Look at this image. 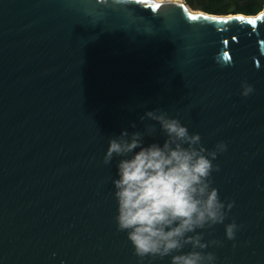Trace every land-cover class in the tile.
<instances>
[{
	"label": "water",
	"instance_id": "water-1",
	"mask_svg": "<svg viewBox=\"0 0 264 264\" xmlns=\"http://www.w3.org/2000/svg\"><path fill=\"white\" fill-rule=\"evenodd\" d=\"M261 17L172 1L0 0V264H141L117 230V161L103 158L124 129L163 144L159 124L141 121L156 109L209 150L227 144L212 180L240 230L227 240L223 224L206 229L222 242L207 251L217 264H264Z\"/></svg>",
	"mask_w": 264,
	"mask_h": 264
},
{
	"label": "clouds",
	"instance_id": "clouds-1",
	"mask_svg": "<svg viewBox=\"0 0 264 264\" xmlns=\"http://www.w3.org/2000/svg\"><path fill=\"white\" fill-rule=\"evenodd\" d=\"M241 87L245 98L254 93L247 82ZM145 120L159 124L163 144L146 145L143 132L124 129L109 140L103 158L105 165L117 161L112 179L117 230L126 233L141 264L149 257H170V264H217L207 249L222 242L206 241L205 230L223 224L227 240H235L240 230L235 221L225 223L235 204L221 199L212 180L220 170L214 162L227 144L209 150L199 133L160 109L147 111ZM188 246L191 250L184 251Z\"/></svg>",
	"mask_w": 264,
	"mask_h": 264
},
{
	"label": "rangeland",
	"instance_id": "rangeland-1",
	"mask_svg": "<svg viewBox=\"0 0 264 264\" xmlns=\"http://www.w3.org/2000/svg\"><path fill=\"white\" fill-rule=\"evenodd\" d=\"M183 3L195 14L212 17L243 16L257 18L264 13V0H156ZM242 4V5H241ZM235 8L234 12L230 10Z\"/></svg>",
	"mask_w": 264,
	"mask_h": 264
},
{
	"label": "snow or ice",
	"instance_id": "snow-or-ice-1",
	"mask_svg": "<svg viewBox=\"0 0 264 264\" xmlns=\"http://www.w3.org/2000/svg\"><path fill=\"white\" fill-rule=\"evenodd\" d=\"M157 7H159V6H157ZM261 18H264V17H261ZM193 19H195V17H193ZM234 19H236V20H239V21H243L244 20V17L243 16H237V17H235ZM222 22H224V23H227V21L225 20V21H222ZM256 20H248V23L249 24H252V25H255L256 24Z\"/></svg>",
	"mask_w": 264,
	"mask_h": 264
},
{
	"label": "bare ground",
	"instance_id": "bare-ground-1",
	"mask_svg": "<svg viewBox=\"0 0 264 264\" xmlns=\"http://www.w3.org/2000/svg\"><path fill=\"white\" fill-rule=\"evenodd\" d=\"M172 2H175V1H172ZM235 17H237V15L236 16H227V17H224V18L230 19V18H235Z\"/></svg>",
	"mask_w": 264,
	"mask_h": 264
},
{
	"label": "trees",
	"instance_id": "trees-1",
	"mask_svg": "<svg viewBox=\"0 0 264 264\" xmlns=\"http://www.w3.org/2000/svg\"><path fill=\"white\" fill-rule=\"evenodd\" d=\"M242 5V4H241Z\"/></svg>",
	"mask_w": 264,
	"mask_h": 264
}]
</instances>
